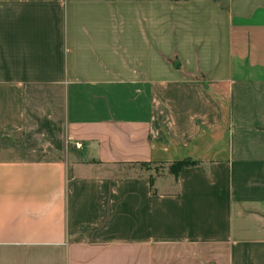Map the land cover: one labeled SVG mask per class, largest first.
Segmentation results:
<instances>
[{
    "label": "crops",
    "instance_id": "1",
    "mask_svg": "<svg viewBox=\"0 0 264 264\" xmlns=\"http://www.w3.org/2000/svg\"><path fill=\"white\" fill-rule=\"evenodd\" d=\"M0 264H264V0H0Z\"/></svg>",
    "mask_w": 264,
    "mask_h": 264
},
{
    "label": "rangeland",
    "instance_id": "2",
    "mask_svg": "<svg viewBox=\"0 0 264 264\" xmlns=\"http://www.w3.org/2000/svg\"><path fill=\"white\" fill-rule=\"evenodd\" d=\"M138 166V165H137ZM141 168H144L146 171L151 174V176L155 175H164L165 172L170 173V169L174 168L176 164L169 162H155V163H142L139 165ZM142 170V169H141Z\"/></svg>",
    "mask_w": 264,
    "mask_h": 264
},
{
    "label": "trees",
    "instance_id": "3",
    "mask_svg": "<svg viewBox=\"0 0 264 264\" xmlns=\"http://www.w3.org/2000/svg\"><path fill=\"white\" fill-rule=\"evenodd\" d=\"M173 163L176 164V166L174 168H171L169 172L171 174H173V175H176L177 171L181 167L186 166V165H189V164H191L193 162L190 161V160H188L187 158H185V159H181V160L174 161Z\"/></svg>",
    "mask_w": 264,
    "mask_h": 264
},
{
    "label": "built area",
    "instance_id": "4",
    "mask_svg": "<svg viewBox=\"0 0 264 264\" xmlns=\"http://www.w3.org/2000/svg\"><path fill=\"white\" fill-rule=\"evenodd\" d=\"M80 145H81V143H80V142H73V146H74L75 148H78V147H80Z\"/></svg>",
    "mask_w": 264,
    "mask_h": 264
}]
</instances>
